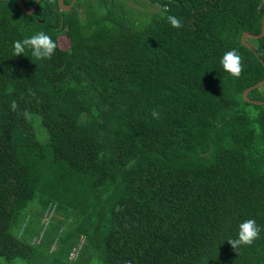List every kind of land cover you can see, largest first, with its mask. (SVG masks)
I'll return each mask as SVG.
<instances>
[{
    "label": "trees",
    "instance_id": "trees-1",
    "mask_svg": "<svg viewBox=\"0 0 264 264\" xmlns=\"http://www.w3.org/2000/svg\"><path fill=\"white\" fill-rule=\"evenodd\" d=\"M149 1L138 26L122 0H40L29 15L0 0V264H68L71 238L51 250L26 235L31 203L62 210L101 264H264V104L243 96L264 79V35L241 42L261 32L263 2ZM41 31L51 59L13 56ZM233 49L239 78L219 63ZM248 96L264 100V83ZM247 219L260 238L236 251Z\"/></svg>",
    "mask_w": 264,
    "mask_h": 264
},
{
    "label": "rangeland",
    "instance_id": "rangeland-1",
    "mask_svg": "<svg viewBox=\"0 0 264 264\" xmlns=\"http://www.w3.org/2000/svg\"><path fill=\"white\" fill-rule=\"evenodd\" d=\"M122 2L130 6L133 13L132 16H136L138 18L137 20H140L138 22L140 24H137L138 26H142L143 23L148 20L152 13L151 11L158 8V3H150L151 1L149 0H122ZM118 3L121 4V1ZM59 40L60 45H62L63 48L68 46V39L65 36H61ZM29 119L39 142L42 144L46 143L47 132L41 124L39 116L31 114L29 115ZM27 210H30V217L27 220L25 233L27 236L33 237L34 242H38V238H43L46 243L54 239L57 243L55 242L52 244L51 242L48 244L51 250H54L56 246L58 250L61 245L60 239L62 237L71 238L76 246L69 254L68 264H101V261L92 249V245L87 241L84 242L82 238L83 235L78 238H72L70 236L75 230V225L71 224V218H68L66 222L63 220L64 214L62 210L53 209L54 211L51 210L43 214L38 205H35L34 203H31ZM57 240H59V242ZM65 256L66 255H63L61 251L59 257L67 261Z\"/></svg>",
    "mask_w": 264,
    "mask_h": 264
},
{
    "label": "clouds",
    "instance_id": "clouds-1",
    "mask_svg": "<svg viewBox=\"0 0 264 264\" xmlns=\"http://www.w3.org/2000/svg\"><path fill=\"white\" fill-rule=\"evenodd\" d=\"M167 22L173 28L182 27L180 18L176 16H168ZM12 48L13 56L24 55L25 50L29 49L33 58L49 60L54 55L57 45L49 35L41 31L22 40L14 41ZM219 63L225 72L236 78H239L244 71L241 56L235 49L225 52ZM10 108L12 111H16L17 102L12 101ZM152 116L159 119V113L156 110H153ZM260 233L261 228L257 225L256 220L247 219L238 224L235 238L228 239L227 242L237 251L241 246H251L254 241L260 238Z\"/></svg>",
    "mask_w": 264,
    "mask_h": 264
},
{
    "label": "water",
    "instance_id": "water-1",
    "mask_svg": "<svg viewBox=\"0 0 264 264\" xmlns=\"http://www.w3.org/2000/svg\"><path fill=\"white\" fill-rule=\"evenodd\" d=\"M16 1L18 2V5H19L20 10L24 14L29 15V14H31L33 12V10L35 9V7L37 6V4H38V2L40 0H35L34 3L32 4V6L29 7V8L25 7V5H24V3H23L22 0H16ZM75 1L76 0H71V2L69 4H64L63 3V0H58V4H59V6H60L61 9H63V10H69L73 6V4H74ZM262 2H263V15H262V21H261V32L259 34H253V33H250L248 31H245L242 34V36H241V42H242V44L245 45L246 47H248L249 49H252V50H253V47H252L251 44H249L246 41V38L257 39V38H260V37H262L264 35V0H262ZM263 83H264V79L259 80L255 84H253V85L247 87L246 89H244V91H243L244 99L246 101L250 102V103H254V104H264V100H257V99L250 98L248 96V93L252 89L260 86Z\"/></svg>",
    "mask_w": 264,
    "mask_h": 264
}]
</instances>
